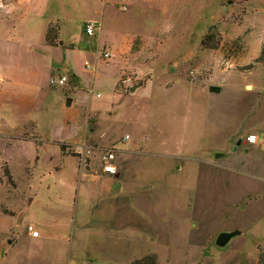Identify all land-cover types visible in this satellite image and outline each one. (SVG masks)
<instances>
[{
	"label": "rangeland",
	"instance_id": "rangeland-1",
	"mask_svg": "<svg viewBox=\"0 0 264 264\" xmlns=\"http://www.w3.org/2000/svg\"><path fill=\"white\" fill-rule=\"evenodd\" d=\"M13 23L0 24V264L87 255L108 264H264V194L248 189L264 185V173L204 170L230 167L214 150L237 130L264 127V0H33ZM50 23L61 47L45 44ZM207 34L214 49L201 44ZM261 51L262 62L246 69ZM62 75L64 86L50 84ZM35 127L73 156L10 139H30ZM126 135L124 144L139 147L117 149ZM114 148L130 190L116 212L129 224L109 240L114 176L98 157ZM239 148L238 168L259 167L264 145L253 156ZM80 221L94 226L79 230ZM233 230L241 233L216 246Z\"/></svg>",
	"mask_w": 264,
	"mask_h": 264
},
{
	"label": "crops",
	"instance_id": "crops-1",
	"mask_svg": "<svg viewBox=\"0 0 264 264\" xmlns=\"http://www.w3.org/2000/svg\"><path fill=\"white\" fill-rule=\"evenodd\" d=\"M31 1H33V0H12V1L0 0V24H5L6 26L10 25L13 28L14 27L13 16L19 10V6H21V4H25V3L27 4V2H31ZM47 27H48V25H47ZM47 27H46V31H47ZM44 40H45V38H44ZM262 40H263V43H264V33H262ZM247 42H249V35H248ZM45 44H46V42H45ZM46 46H47V44H46ZM58 46L61 47L62 44L58 42L57 46H49L48 45V47H50V48H54V47L57 48ZM111 47H112V45H111ZM75 75L78 78L79 84H80L79 76L77 74H75ZM0 76L2 78V81L0 83H3L5 81V79H6L5 78L6 75L5 74H1V72H0ZM51 78H53V77H51ZM150 81L151 80H149L146 83H144L143 86L137 87L135 89H140V88L144 89V88H146ZM254 86H255L254 83L251 82V88H248V91H245V92H253L255 90ZM201 88H203L205 91H207L205 87L201 86ZM76 91L77 90H75V91L71 90L70 93L71 92L74 93ZM133 91H134V88H133V90L131 88V92H133ZM208 92L210 94H218L217 92H215V93L210 92V91H208ZM30 123H33V122H30ZM260 131H264V127L263 128H261V127H253V129L237 130L236 134H234L233 137L230 140H228V143H227V145L224 148H217L216 150H214V153L220 152V153H217V154H221L222 155L221 157L229 158L232 161V164H230V167H228L227 169H221L220 167H218L216 165H212V164H210L208 166L205 165L204 166L205 173H206V171L209 172L210 169L212 167H214V168H217L219 170V172L224 175L223 177H230L231 178V176H233L232 174H238V172H242L244 174L246 173V174H249V175L252 174V173H257L258 178H261L262 176L259 175V174L263 175V173H264V157L262 156V155H264V153L261 154L260 156H258L259 157L258 158L259 167H256V168L252 167L249 170L248 168L247 169H243V168H240V167L238 168V166L234 164L235 159L238 157L239 151L241 150V148H239V147H244L245 152L248 153L251 156H253V154L258 155V154L254 153V152L252 153V150L255 149V147H263V145H264V144H262V141H260ZM35 132H36L37 135L36 136H32V138H30V139L24 140V139L19 138L18 135H17L18 132L15 135L11 136L10 139L13 140V141H33L34 145L36 147H39V148L51 144V145L56 146L58 148V150H59V147L56 144H54V142L65 143V142H61V141H57V140L42 139L38 135L36 127H35ZM250 135H255L256 136L255 142L252 143V144H250L246 140V138L248 136H250ZM127 139H129L128 135H126L124 138H122L121 141L119 140V142H117V144H116V148L122 150L123 152H128V150H131V148H138L139 144H141L139 142L138 144H136L133 147L130 146V145H126L124 143L126 142ZM89 140L90 139L87 138L88 142H89ZM86 146H87V142H86V145L84 147H86ZM84 147H82V148H84ZM59 153H60V150H59ZM60 155H61V153H60ZM61 156H63V155H61ZM221 157H218V158H221ZM38 160H39V157H36L35 158V163L38 162ZM115 164H116V168H117V173L115 175H113L114 179H113L112 184H111L110 192L106 193V195L109 196V199H108L109 200V205L111 206V210L113 211L112 220L116 219V221H117L115 225L112 222L113 223L112 226L107 228V230H109L107 232V238H109V240H114L112 238H118L116 235H114L115 234L114 232H118L119 233V237L122 238L124 236L123 233L125 232L124 229L127 228L128 227L127 225L129 224L127 221H125V219L121 220V218L119 216V212H116V208L118 206L122 209V211H120V212H125L124 211L125 209H123V208L126 205L124 204V206H123L122 204H120L119 201H121V199L122 200H126L125 197L129 196L130 190H129V188L127 189L126 185L122 181V178H119L120 177V172L118 171V166H117L116 161H115ZM206 167H208V168H206ZM179 168H180L179 166L175 167V168H173L174 169L173 171L174 172L179 171ZM233 169H235V170L237 169V171H235ZM233 177H235V176H233ZM252 177H255V176H252ZM117 181H118V183H117ZM249 183H250V185H249L248 189H250V190L253 189V190H251V192L249 194H253V193H255V194L256 193L264 194V185L259 184L257 182H253V181H250ZM118 187H119V190L117 192H115L114 189H116ZM100 196H103V195L101 194ZM80 222H79L80 224L78 225L79 230H86V229L89 230L90 227L92 228V226H94V223L92 221H90V222H85V221L82 222V221H80ZM36 227H37V225H36ZM233 231H236V230H233ZM237 231L239 232V234L241 233L239 230H237ZM224 232H231V231H224ZM79 245H80L79 248L81 249V247H82L81 246V242H79ZM87 249H89L88 245L86 246V250ZM83 250L85 252V246H84ZM65 264H108V263H105L103 261L102 262L101 261H97L95 258L91 257L90 255H87L85 257H82V256L81 257H79V256H74L73 257V256H71V258L68 256V258L65 260ZM127 264H130V261Z\"/></svg>",
	"mask_w": 264,
	"mask_h": 264
},
{
	"label": "built area",
	"instance_id": "built-area-1",
	"mask_svg": "<svg viewBox=\"0 0 264 264\" xmlns=\"http://www.w3.org/2000/svg\"><path fill=\"white\" fill-rule=\"evenodd\" d=\"M85 33L87 36H94L95 35V25L92 23H87L85 25ZM102 57L106 60L111 58V54L109 52H104L102 54ZM2 81V78L0 76V82ZM67 82L66 76H58L57 78H51L50 84L52 86H64ZM256 136L250 135L246 138V140L252 144L255 142ZM87 154L91 153V149H87ZM101 165V171L102 173L106 175L113 176L117 173L116 168V149H107L106 151H101L100 156L98 157ZM26 232L30 237L32 238H38L39 237V231L35 228L34 225H27L26 226Z\"/></svg>",
	"mask_w": 264,
	"mask_h": 264
},
{
	"label": "trees",
	"instance_id": "trees-1",
	"mask_svg": "<svg viewBox=\"0 0 264 264\" xmlns=\"http://www.w3.org/2000/svg\"><path fill=\"white\" fill-rule=\"evenodd\" d=\"M244 1L245 2H248L250 0H244ZM53 30H54V28L50 24L48 26V28H47L46 35H45V42L49 46H57L56 43L58 42V30H59V27L57 29L55 28V31H53ZM50 35H51V37H50ZM211 38H212L211 35L210 34H207L203 38V40L201 42L202 46L205 47V48H208V49H214L213 46H208L206 44V41L209 40V39H211ZM262 54H263V51H261V54L254 60V63L248 65L246 69L251 70V69H253L255 67L256 64H260L262 62ZM72 77L74 79L77 78L75 75H72ZM77 83H78V78H77ZM77 86L74 85L73 87L75 89H77ZM210 92L215 93V92H218V90L216 88H214V87H210ZM54 144H56L59 147V150H60L61 155H63V156H66V155L73 156V152H68V149L70 147L66 143L54 142ZM0 211H2L4 213H7L5 210H3L1 208V206H0ZM137 264H146V263H145V261H142V262H139ZM149 264H153V263H149Z\"/></svg>",
	"mask_w": 264,
	"mask_h": 264
},
{
	"label": "water",
	"instance_id": "water-1",
	"mask_svg": "<svg viewBox=\"0 0 264 264\" xmlns=\"http://www.w3.org/2000/svg\"><path fill=\"white\" fill-rule=\"evenodd\" d=\"M222 155L221 154H217L216 157H221ZM239 234V232L236 230V231H231V232H221L218 234L216 240H215V244L216 246L218 247H225L229 241L237 236Z\"/></svg>",
	"mask_w": 264,
	"mask_h": 264
}]
</instances>
